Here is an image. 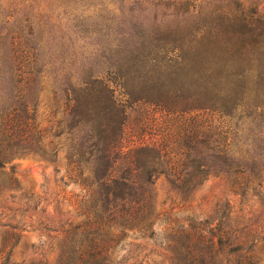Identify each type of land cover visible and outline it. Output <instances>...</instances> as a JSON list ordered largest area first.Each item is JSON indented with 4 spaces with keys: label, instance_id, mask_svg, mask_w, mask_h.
Returning a JSON list of instances; mask_svg holds the SVG:
<instances>
[{
    "label": "rangeland",
    "instance_id": "obj_1",
    "mask_svg": "<svg viewBox=\"0 0 264 264\" xmlns=\"http://www.w3.org/2000/svg\"><path fill=\"white\" fill-rule=\"evenodd\" d=\"M256 9L264 16V0H0V151L9 161L0 175L1 251L16 264H57L75 248L58 236L80 222L78 144L119 120L89 111L107 104L99 90L107 86L127 111L125 147L170 150L189 116L230 113L221 118L229 152L245 171L211 174L189 193L160 178L152 188L154 233L128 232L109 264H182L187 237L173 231L211 237L218 228L250 247L259 241L252 263L264 264V44L245 54L233 39L238 19L256 17ZM255 29L264 33L261 24ZM79 105L87 120L96 118L81 138L72 128ZM20 118L27 142L21 128L6 133Z\"/></svg>",
    "mask_w": 264,
    "mask_h": 264
},
{
    "label": "trees",
    "instance_id": "obj_2",
    "mask_svg": "<svg viewBox=\"0 0 264 264\" xmlns=\"http://www.w3.org/2000/svg\"><path fill=\"white\" fill-rule=\"evenodd\" d=\"M253 13L254 18L240 17L241 30L233 33L234 41L245 54L252 46L264 44V33L258 34L255 29L257 24L264 26V16L257 9ZM99 88L107 96V104L97 102L89 111L99 119H112L115 116L119 120L113 128L106 127L104 130V126L94 127V137L87 140L82 137L84 141L78 144L80 159L74 164L77 169L75 183L83 190L76 209L80 222H71L60 230V242L70 247L74 242L75 248L64 251L57 264H109L113 258L114 243L128 237V232L136 231L145 237L153 234L150 224L153 217L152 188L162 177L178 191L189 193L209 179L211 174L245 173L229 152L231 133L221 118L229 117L230 113L215 117L216 114L205 110L198 122L189 116L184 122L181 136L174 135L171 151L161 143L125 147L123 138L127 111L120 108L107 86ZM83 111L86 110L80 106L76 114L79 121L72 127L78 138H81L85 126L96 120H87ZM17 120L19 123L13 126L12 122ZM17 127L21 128L19 138L27 142V120H10L6 133L10 134ZM177 141L183 142L182 147H178ZM152 152L155 153L154 158L149 156ZM196 152L199 156L193 157L192 153ZM8 164V158L0 151V175H8ZM83 166L86 168L82 169ZM10 171L14 173L13 168ZM173 233L187 237L181 252L182 264H233L231 257L237 258L234 264H253L254 249L259 242L256 240L250 247V240L245 241L222 228H218L216 234L211 233V237L203 230L186 233L182 229ZM0 264L16 263L0 249Z\"/></svg>",
    "mask_w": 264,
    "mask_h": 264
}]
</instances>
